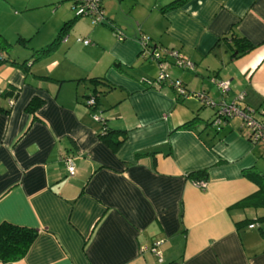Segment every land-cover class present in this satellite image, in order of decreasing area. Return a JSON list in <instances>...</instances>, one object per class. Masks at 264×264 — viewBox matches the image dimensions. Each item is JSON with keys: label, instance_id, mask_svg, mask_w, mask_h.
Instances as JSON below:
<instances>
[{"label": "crops", "instance_id": "0c3cea01", "mask_svg": "<svg viewBox=\"0 0 264 264\" xmlns=\"http://www.w3.org/2000/svg\"><path fill=\"white\" fill-rule=\"evenodd\" d=\"M174 1L102 0L104 19L91 26L68 0H0V224L37 232L25 257L7 264H264V239L248 229L264 233V206L239 204L258 191L244 172L264 177V144H251L241 123L214 128L217 106L156 85L157 63L141 43L188 58L193 72L166 65L187 93L215 105L243 95L238 107L264 111V0L162 11ZM65 24L66 41L55 43ZM232 34L255 48L232 58ZM90 79H101L98 116L124 132L116 152L84 105ZM211 79L229 81V91ZM34 98L43 104L32 115ZM195 118L193 130L177 129ZM200 170L204 191L186 179Z\"/></svg>", "mask_w": 264, "mask_h": 264}, {"label": "built area", "instance_id": "2783aa9c", "mask_svg": "<svg viewBox=\"0 0 264 264\" xmlns=\"http://www.w3.org/2000/svg\"><path fill=\"white\" fill-rule=\"evenodd\" d=\"M71 3V9L75 12L74 16L76 18H87L91 20L93 25H98L103 20V11L101 8L102 0H69ZM115 37L122 39L121 35L115 34ZM67 37L65 36L62 40L65 42ZM77 42L82 43L83 45H88V40L77 39ZM141 43L146 50V53L150 57V59L154 60L158 69L160 70V74L157 78L156 85H167L171 89L175 91V93L179 97L188 98L190 97L186 90L182 87L180 81L178 80H170L168 74L166 73V65L169 61L173 62V64L180 70L193 72L194 65L186 58L181 55L177 51H167V50H156L149 49L147 44V39L142 38ZM211 83L217 88L218 92L221 95H225L230 88L229 81H220L217 79H211ZM192 97L196 98L202 105L205 107L214 108L217 106L216 114L212 120V126L217 130L220 129L227 121H229L233 117H237L240 119L242 126L248 131L247 138L251 142V144H264V111L256 112L251 108L245 107L240 108L237 106L236 101H241L243 95H239L236 101L231 103H225L221 101L219 105H215L204 93L194 94ZM10 105L13 104L12 101L9 102ZM89 106L94 105L93 98L89 99L86 103ZM259 116V117H258ZM92 120L95 122H101L99 116H92ZM65 167L70 176H72L75 172V167L73 165V161L70 157L63 158ZM194 187L199 190H204L207 187V184L203 181L193 183ZM251 228L253 225L250 226ZM160 242H156L153 244L151 248V252L154 253L158 258L159 262H161L160 252L157 250L160 246ZM144 250V249H143Z\"/></svg>", "mask_w": 264, "mask_h": 264}, {"label": "trees", "instance_id": "16d2710c", "mask_svg": "<svg viewBox=\"0 0 264 264\" xmlns=\"http://www.w3.org/2000/svg\"><path fill=\"white\" fill-rule=\"evenodd\" d=\"M186 1L187 0H176L170 3L169 5L165 6L162 9V11L166 12L169 10L176 9L180 7L181 5H183ZM103 19H104V15H103ZM68 26L69 24L64 25L55 43H57L59 40L61 41L66 36L65 29L68 28ZM113 33L118 34V35L121 34L118 31H113ZM231 40L233 44L231 45L230 48L233 50L232 58L234 59L249 53L255 48L254 45L250 44L248 41H246L243 38L237 37L234 34L231 35ZM19 43L25 46L24 44H26L27 42L21 40L19 41ZM55 43L53 44V47ZM44 52H46V50L41 51V53H44ZM115 68H117L118 71L122 72L120 67H115ZM88 82L91 84L94 91L92 94L86 96L84 105L86 109L88 110L90 117L92 118V116L94 115L98 116V109H97L98 104H97V95H96L97 93H96L95 87L97 86V84L101 82V79H90L88 80ZM144 85L147 86L146 84ZM148 86H151V84H148ZM91 98H93L94 100V105L89 106L86 103ZM42 104L43 102L41 100L37 98L32 99L26 108L27 112L33 115L41 107ZM100 119L102 121L98 122L100 125V130L97 133V137L111 151L116 152L119 149V147L123 144V142L125 141V136L123 134L124 132L111 131L107 127L106 120L102 119L101 117ZM197 124H198V119L195 118L181 125L177 129L191 131L197 126ZM244 176L258 187V191L254 195H251L245 200L241 201L239 204L243 206H255V207L264 206V177L259 176L254 170H249V171L244 172ZM186 179L189 180L191 184L201 182V181L207 184L208 172L206 170L195 171V172L187 174ZM204 190H201V191H204ZM262 235H264V233H262ZM36 236H37L36 230L24 228V227H18V226L9 224V223H1L0 224V263L2 264L14 263V262H17L23 259L25 255L27 254L30 246L34 242Z\"/></svg>", "mask_w": 264, "mask_h": 264}, {"label": "rangeland", "instance_id": "374dc122", "mask_svg": "<svg viewBox=\"0 0 264 264\" xmlns=\"http://www.w3.org/2000/svg\"><path fill=\"white\" fill-rule=\"evenodd\" d=\"M69 1V0H68ZM117 1H120V0H117ZM69 3V5H71V3H70V1L68 2ZM71 8V7H70ZM75 12L73 11V10H71V14L73 15V17H74V14ZM77 20L78 21H83V22H87V23H89V25H91V26H94L93 24H92V22H91V20H89V19H87V18H77ZM142 62H143V64H145V63H152L151 61H149V60H141ZM156 65V64H155ZM156 67H157V77L156 78H158V76H159V74H160V70L158 69V65H156ZM169 76V75H168ZM174 80V79H173ZM188 94H190L189 96L190 97H188V99H196V98H194V97H192V95H193V93H189L188 92ZM194 94H199V92H195ZM202 109V108H201ZM230 122L232 123V125H236V126H240L241 124V121H240V119L239 118H237V117H233V118H231L230 119ZM244 129V128H243ZM262 211H264V210H262V209H259L258 210V212L259 213H261ZM261 226V225H260ZM254 227V226H253ZM248 229H254L253 231H254V233L258 236V238H260V239H264V238H262V237H264V235H262V233L260 232V230H258V228L255 226L254 228H251L250 226L248 227ZM247 231V230H246ZM250 230H248L247 232H249Z\"/></svg>", "mask_w": 264, "mask_h": 264}]
</instances>
